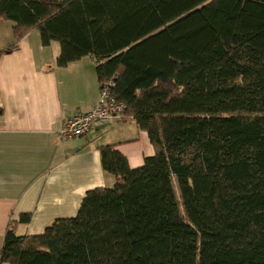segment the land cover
<instances>
[{"label":"trees","instance_id":"obj_1","mask_svg":"<svg viewBox=\"0 0 264 264\" xmlns=\"http://www.w3.org/2000/svg\"><path fill=\"white\" fill-rule=\"evenodd\" d=\"M0 18V59L31 28L58 66L92 56L156 150L131 167L100 146L115 184L40 234L12 223L0 264H264V0H0Z\"/></svg>","mask_w":264,"mask_h":264},{"label":"crops","instance_id":"obj_2","mask_svg":"<svg viewBox=\"0 0 264 264\" xmlns=\"http://www.w3.org/2000/svg\"><path fill=\"white\" fill-rule=\"evenodd\" d=\"M14 25L0 18V48L14 42ZM60 51L58 41L44 45L31 28L0 59V251L12 223L19 235L40 234L55 219L75 216L88 190L115 184L100 146L117 144L131 167L156 151L132 116L60 136L65 120L96 104L101 89L92 56L58 66ZM26 213L30 220L21 221Z\"/></svg>","mask_w":264,"mask_h":264},{"label":"built area","instance_id":"obj_3","mask_svg":"<svg viewBox=\"0 0 264 264\" xmlns=\"http://www.w3.org/2000/svg\"><path fill=\"white\" fill-rule=\"evenodd\" d=\"M114 78L100 84L99 100L89 110L80 111L68 117L59 130L62 138L87 134L93 127L113 119L124 117L127 104L113 94Z\"/></svg>","mask_w":264,"mask_h":264},{"label":"rangeland","instance_id":"obj_4","mask_svg":"<svg viewBox=\"0 0 264 264\" xmlns=\"http://www.w3.org/2000/svg\"><path fill=\"white\" fill-rule=\"evenodd\" d=\"M174 185H175V189H176V194H177V197H178V199H179V201H180V204H181V197H180V193H179V189H178V185H177V181L176 180H174ZM113 186V185H112ZM181 207H182V205H181ZM183 209V208H182Z\"/></svg>","mask_w":264,"mask_h":264}]
</instances>
